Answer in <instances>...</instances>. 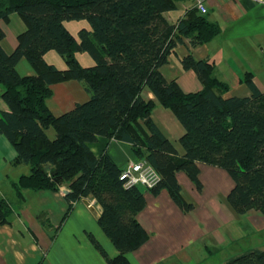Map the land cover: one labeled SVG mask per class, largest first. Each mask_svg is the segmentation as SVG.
I'll return each instance as SVG.
<instances>
[{"label": "trees", "instance_id": "obj_1", "mask_svg": "<svg viewBox=\"0 0 264 264\" xmlns=\"http://www.w3.org/2000/svg\"><path fill=\"white\" fill-rule=\"evenodd\" d=\"M190 2L0 0V21L18 14L27 27L8 54L0 26V99L8 107L0 111V134L17 152L13 165L29 169L13 182L14 191L22 199L24 191L62 190L69 205L64 221L82 198L96 200L102 209L98 224L119 255L111 258L92 234L88 237L107 264H131L127 255L149 236L138 221L146 208L143 188L126 187L123 169L108 154H93L90 145L99 137L129 143L138 161H146L161 177L150 191L157 195L167 190L185 212L193 205L183 199L177 173L185 172L201 190L199 164H205L230 175L234 186L228 201L238 214L255 211L264 216V93L252 75L245 80L252 95L240 98L226 97L229 86L215 76V64L192 54L181 64L197 75L201 91L185 93L161 72L184 38L195 48L220 33L195 10H188L178 25L164 17ZM70 21H86L91 30L83 29L75 38L64 25ZM51 51L65 60L66 70L46 63L44 56ZM77 53H88L95 65L81 66ZM24 58L36 76L18 73ZM69 80L82 82L90 100L56 117L47 100L55 84ZM145 91L184 127L183 156L152 119L157 103L146 99ZM49 128L56 132L54 140L46 134ZM46 165L51 172L45 171ZM11 215L10 204L0 200V224H8ZM227 264H264V250H248Z\"/></svg>", "mask_w": 264, "mask_h": 264}, {"label": "crops", "instance_id": "obj_2", "mask_svg": "<svg viewBox=\"0 0 264 264\" xmlns=\"http://www.w3.org/2000/svg\"><path fill=\"white\" fill-rule=\"evenodd\" d=\"M256 6L264 5L209 0L206 18L219 27L218 37L222 33L221 23H236ZM187 8L165 13L164 17L170 24L178 25L185 18ZM64 25L75 38H79L81 30H91L86 21H70ZM0 26L6 34L2 41L3 49L11 54L18 46L19 35L27 29L26 24L18 14H11L8 21H0ZM216 37L195 48L189 39L184 38L183 43L178 44L168 57V64L161 68L163 76L168 81L176 80L185 93L201 91L203 85L197 75L184 70L181 64L184 57L192 54L197 60H209L215 64V76L229 86L226 97L245 98L252 95L245 82L249 73L255 87L264 93V55L255 51L241 55L232 52L223 58L212 51L211 44ZM76 59L86 68L95 65L88 53H77ZM44 60L58 70L67 68L65 60L54 51L47 53ZM16 69L23 77L37 75L25 58ZM52 89L53 95L47 100V105L56 117L90 100L84 84L77 80L57 83ZM144 97L157 103L154 94L149 91L144 92ZM6 110V103L0 99V111ZM152 119L183 156L185 151L180 139L185 129L178 119L158 103ZM46 134L51 140L56 138L53 128L46 129ZM90 149L98 158L108 154L122 169L139 160L129 143L105 137H99ZM16 157L15 148L0 134V200L6 199L12 209L10 222L0 224V264H107L90 242L89 234L97 239L111 258L119 255L98 224L102 209L92 197L79 200L65 221L69 205L62 190L24 191V198L21 199L14 191L13 182L28 174L29 169L23 165L14 166ZM199 168L201 190L185 172L177 173L182 197L193 205L188 212L175 203L167 190L154 195L150 190L142 189L146 208L138 215V221L149 239L127 255L131 264H201L200 252L212 254L214 249L225 250V246L235 244L244 235L241 229L243 218L249 220L256 231H264L263 215L255 211L240 215L230 205L228 195L234 182L225 170L205 164H199ZM227 261L224 260L223 264Z\"/></svg>", "mask_w": 264, "mask_h": 264}, {"label": "rangeland", "instance_id": "obj_3", "mask_svg": "<svg viewBox=\"0 0 264 264\" xmlns=\"http://www.w3.org/2000/svg\"><path fill=\"white\" fill-rule=\"evenodd\" d=\"M189 5L191 2L182 4L180 8ZM220 26L222 33L211 44L214 54L223 58L232 52L241 55L255 51L264 55V6L250 11L236 23H221ZM242 221L244 223L241 229L244 235L235 244L225 246V250L214 249L212 254L200 252L198 255L202 263L223 264L224 260L240 256L248 250L264 249V231H256L246 218Z\"/></svg>", "mask_w": 264, "mask_h": 264}, {"label": "built area", "instance_id": "obj_4", "mask_svg": "<svg viewBox=\"0 0 264 264\" xmlns=\"http://www.w3.org/2000/svg\"><path fill=\"white\" fill-rule=\"evenodd\" d=\"M236 1L240 3H242V1H247L254 4L264 5V0ZM208 2L209 0H191V5H189L186 10H195L200 15L206 16L209 13ZM121 180L125 182L126 187H142L144 189L151 190L160 183L161 177L150 164H148L146 161L140 160L129 163L122 170Z\"/></svg>", "mask_w": 264, "mask_h": 264}, {"label": "water", "instance_id": "obj_5", "mask_svg": "<svg viewBox=\"0 0 264 264\" xmlns=\"http://www.w3.org/2000/svg\"><path fill=\"white\" fill-rule=\"evenodd\" d=\"M45 171L46 172H51L52 171V168L49 166V165H46L45 167ZM90 206V205H89Z\"/></svg>", "mask_w": 264, "mask_h": 264}]
</instances>
